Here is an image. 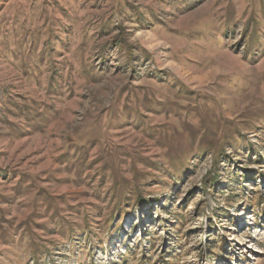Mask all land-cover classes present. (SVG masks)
I'll return each mask as SVG.
<instances>
[{"label": "rangeland", "instance_id": "rangeland-1", "mask_svg": "<svg viewBox=\"0 0 264 264\" xmlns=\"http://www.w3.org/2000/svg\"><path fill=\"white\" fill-rule=\"evenodd\" d=\"M0 264H264V0H0Z\"/></svg>", "mask_w": 264, "mask_h": 264}]
</instances>
